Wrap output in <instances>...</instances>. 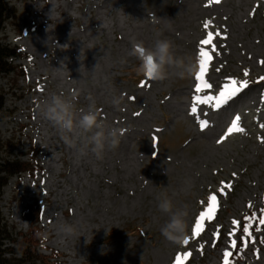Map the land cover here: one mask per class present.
Masks as SVG:
<instances>
[{"label":"rangeland","instance_id":"374dc122","mask_svg":"<svg viewBox=\"0 0 264 264\" xmlns=\"http://www.w3.org/2000/svg\"><path fill=\"white\" fill-rule=\"evenodd\" d=\"M4 3L0 41L13 53L7 60L11 70L0 77V164L19 161L30 170L9 178L0 207L25 246L35 241L43 264H174L184 252L191 253L185 264H223L225 250L236 252L234 263L264 264V226L258 225L264 217V81L255 82L264 77V0ZM207 20L212 23L206 30ZM101 21L108 27L100 28ZM208 31L221 33L207 70L220 87L212 86L209 95L234 76L248 77L242 80L249 88L223 111L205 106L210 125L201 130L190 112L193 74L179 78L169 70L149 89L141 86L147 79L129 52L133 40L151 47L159 33L196 68L199 41ZM53 94L73 101L77 121L94 112L106 133L117 131L118 146L101 160L90 152L79 156L41 114ZM236 115L245 132L218 144ZM152 134L159 136L157 147ZM213 193L214 219H205L200 235L193 236ZM163 196L186 206L187 245L161 235L168 219L158 209ZM253 214L254 221L245 220ZM57 216L77 224L75 236H56ZM248 223L251 237L244 232Z\"/></svg>","mask_w":264,"mask_h":264},{"label":"clouds","instance_id":"9594fccd","mask_svg":"<svg viewBox=\"0 0 264 264\" xmlns=\"http://www.w3.org/2000/svg\"><path fill=\"white\" fill-rule=\"evenodd\" d=\"M52 14L53 6L49 12L50 19ZM106 27L108 22L101 21L100 28ZM157 36L151 47L145 46L142 41L133 40L129 55L137 57L140 61L138 72L151 81L164 80L169 75V70H172L179 78L192 75L196 70L195 65L191 61L186 62L184 58L176 56L174 45L170 40L159 38V33ZM40 110L43 118L58 129L63 142L81 157L87 156L90 152L97 160H101L107 149H115L119 144L117 131L112 130L106 133L94 112L83 113L77 121L73 101L63 95H51ZM158 209L168 216L160 229L161 235L170 243L183 246L188 239L186 206L177 207L171 198L163 196L159 198ZM77 231L78 226L75 222H69L57 216L54 224L57 237L61 240L71 238Z\"/></svg>","mask_w":264,"mask_h":264},{"label":"snow or ice","instance_id":"6c2138e0","mask_svg":"<svg viewBox=\"0 0 264 264\" xmlns=\"http://www.w3.org/2000/svg\"><path fill=\"white\" fill-rule=\"evenodd\" d=\"M221 0H209L210 4H219ZM212 23L211 20H207L204 22V28L207 30L209 25ZM221 33L219 31H216L215 33L212 31H208L207 35L204 39L199 41V44L201 47L198 50V56H199V71L196 73L195 80L197 81V84L195 86V92L196 93H201L205 89H211L212 85L207 82L205 79L208 67L210 62L213 59L212 52L216 51V45L213 43L214 39L218 36H220ZM226 38V37H225ZM204 46H211V51H209L206 47ZM261 64H264V60L260 61ZM218 70V69H217ZM245 76L249 75L248 70L246 69L244 72ZM259 81H264V77H260L257 82ZM142 86H145L142 84ZM249 87V81L248 80H241L237 81L235 78H230V82L226 83L223 87V90L219 92L218 97H209V99H215L216 101V107L219 108L222 105H225L228 103L232 98L236 97L238 94H240L244 89H247ZM194 103L191 107V112L193 114L197 113V107L196 103H205V98L201 96H194L193 97ZM240 116L236 115L231 122L230 126L227 128L226 132L224 135L217 140V143H222L224 142L229 136H231L233 133H243L245 132V129L243 127L239 126V121H240ZM208 121L206 120H200L199 121V126L201 130H204L208 126ZM262 128H264V124L261 125ZM262 142H264V138H261ZM155 155V153H154ZM235 175V173L233 174ZM227 187H231V185H227ZM221 193H224V188L220 189ZM210 204L209 206L205 209V211H202L199 216L197 217V222L194 226V231H193V236H199L201 231L203 230V221L205 219L207 220H212L214 219V213L217 210L218 206V199L216 194H212L209 197ZM203 204L204 202L201 201ZM249 207H252L251 204H249ZM264 212V209L261 210ZM256 219L255 214L253 216H248L245 217L246 221H254ZM233 224L236 226H239L240 222L233 220ZM258 225L264 226V217H261L258 221ZM251 224H245L244 225V232L247 234L248 237L252 236V232L250 231ZM257 230H260L259 227H257ZM214 236L218 235L217 233L213 234ZM230 235H235V232L230 233ZM242 239H244L242 237ZM253 243L255 240L253 239ZM189 243V239L185 240L184 245H187ZM248 241L245 239L244 240V247H247ZM261 243H264V238L261 239ZM215 246V245H213ZM202 247V246H201ZM231 247L235 249L237 247V242L235 240L232 241ZM191 256L190 252H184V253H178L175 257L174 264H185V262L188 260V258ZM233 256V253L231 251L225 250L223 253V264H234V261L230 259Z\"/></svg>","mask_w":264,"mask_h":264},{"label":"trees","instance_id":"16d2710c","mask_svg":"<svg viewBox=\"0 0 264 264\" xmlns=\"http://www.w3.org/2000/svg\"><path fill=\"white\" fill-rule=\"evenodd\" d=\"M7 11L8 8L4 0H0V31L7 19ZM12 53L13 51L10 52L8 47L0 41V77L11 70V64L7 60ZM1 106L2 92L0 90V121L5 117ZM22 168H24V163L19 161H6L0 164V201L3 187L7 184L8 178L21 172ZM35 245L36 242L30 240L29 245L25 246L23 240L19 239L5 220L0 207V264H39L38 257L34 256L36 253Z\"/></svg>","mask_w":264,"mask_h":264},{"label":"bare ground","instance_id":"6f19581e","mask_svg":"<svg viewBox=\"0 0 264 264\" xmlns=\"http://www.w3.org/2000/svg\"><path fill=\"white\" fill-rule=\"evenodd\" d=\"M21 210V209H20ZM19 215H21V214H19Z\"/></svg>","mask_w":264,"mask_h":264}]
</instances>
